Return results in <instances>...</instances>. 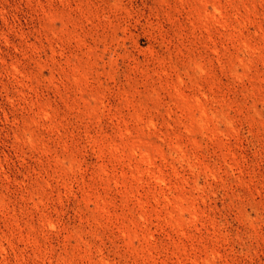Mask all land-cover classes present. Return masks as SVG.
<instances>
[{
    "label": "rangeland",
    "instance_id": "rangeland-1",
    "mask_svg": "<svg viewBox=\"0 0 264 264\" xmlns=\"http://www.w3.org/2000/svg\"><path fill=\"white\" fill-rule=\"evenodd\" d=\"M0 264H264V0H0Z\"/></svg>",
    "mask_w": 264,
    "mask_h": 264
}]
</instances>
